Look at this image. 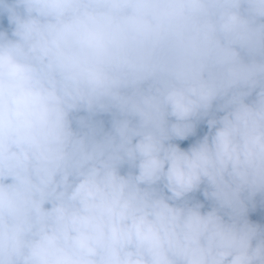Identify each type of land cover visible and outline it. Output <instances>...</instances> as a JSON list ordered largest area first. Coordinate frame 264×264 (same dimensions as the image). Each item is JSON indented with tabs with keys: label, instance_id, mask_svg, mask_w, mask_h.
Masks as SVG:
<instances>
[{
	"label": "clouds",
	"instance_id": "9594fccd",
	"mask_svg": "<svg viewBox=\"0 0 264 264\" xmlns=\"http://www.w3.org/2000/svg\"><path fill=\"white\" fill-rule=\"evenodd\" d=\"M0 264H264V0H0Z\"/></svg>",
	"mask_w": 264,
	"mask_h": 264
}]
</instances>
